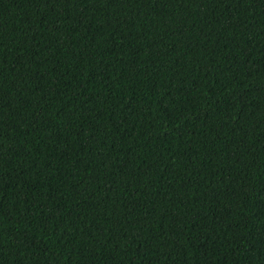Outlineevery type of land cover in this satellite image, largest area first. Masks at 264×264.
Wrapping results in <instances>:
<instances>
[{"label": "trees", "instance_id": "1", "mask_svg": "<svg viewBox=\"0 0 264 264\" xmlns=\"http://www.w3.org/2000/svg\"><path fill=\"white\" fill-rule=\"evenodd\" d=\"M0 264H264V0H0Z\"/></svg>", "mask_w": 264, "mask_h": 264}]
</instances>
